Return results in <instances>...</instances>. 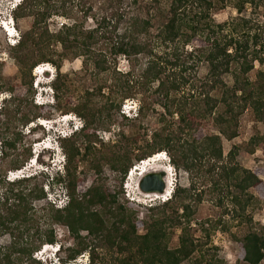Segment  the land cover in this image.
Here are the masks:
<instances>
[{
  "label": "trees",
  "instance_id": "trees-1",
  "mask_svg": "<svg viewBox=\"0 0 264 264\" xmlns=\"http://www.w3.org/2000/svg\"><path fill=\"white\" fill-rule=\"evenodd\" d=\"M262 3L264 0H167L156 45L169 50L170 57H162L141 42L149 34L148 20L132 16L120 33L119 20L112 25V18L103 17L91 30L87 25L91 8H83V17L51 32L48 21L53 16L71 19L83 0H23L14 18L31 17L33 23L10 50L20 70L22 96L32 89L31 73L40 64L50 63L60 71L66 60L81 57L86 70L95 77L106 74L111 82L107 78L94 90H86L83 99L73 101L60 76L54 80V96L58 104L64 103V114L74 113L82 121L78 132L60 139L65 153L64 174L51 178L66 190L67 203L61 208L53 203L37 207L35 202L47 198L39 184L40 176L9 182L0 170V240L8 238L7 244L0 245V264H43L35 255L44 246L58 243L55 225L66 228L73 241L64 249V262L88 252V264H98L97 249L101 248L114 254L112 264H227L212 244L213 235L222 231L230 233L238 245L237 264H264V223L257 224L250 212L264 198V169L243 167L237 161L241 147L234 145L225 154L223 146L224 140L238 137L239 121L246 112L256 122H264V71L257 73L255 81L249 77L254 63L264 62V27H254L240 16L247 5L257 8ZM228 7L236 9L239 16L218 23L215 14ZM101 41L105 49H97ZM188 45L193 47L190 52L186 51ZM36 49L41 55L31 61ZM141 54L148 60L136 76L130 63L138 62ZM122 56L129 63L126 71L117 68ZM189 60L209 66L199 86L186 76L190 70L195 72ZM228 73H232L233 86L224 80ZM187 87L190 89L185 92ZM3 89L0 86V93ZM7 89L15 93L13 88ZM99 100L101 105L96 104ZM128 100L138 101V120L157 111L159 127L135 159L127 150L103 156L95 146L102 143L98 131L111 126L113 114L119 113ZM43 108L35 106L32 114H23L21 125L43 116ZM3 125L5 122L0 121V127ZM7 129L0 128L3 159L9 160L11 169L20 170L32 159L31 150L27 149L23 157L17 155L24 136ZM138 142L139 137L134 138L132 146ZM257 150L264 152V134L260 132L247 144V152ZM162 152L176 171L187 174L189 186L177 184L168 202L150 206L139 218L133 203L124 196L123 180L135 161ZM89 162L97 178L83 190L79 164ZM104 162L117 176L113 192L105 184ZM207 196L216 201L221 216L196 222L197 207ZM234 224L246 226L245 233H231ZM177 230L178 243L173 247L170 245ZM196 232L200 233L198 238Z\"/></svg>",
  "mask_w": 264,
  "mask_h": 264
},
{
  "label": "rangeland",
  "instance_id": "rangeland-1",
  "mask_svg": "<svg viewBox=\"0 0 264 264\" xmlns=\"http://www.w3.org/2000/svg\"><path fill=\"white\" fill-rule=\"evenodd\" d=\"M22 0H0V86L4 89L0 93V121L5 122L2 128L5 130L8 128V132H21L24 136L23 141L18 143L19 150L17 155L23 157V153L27 149L31 150L32 159L28 160L26 165L22 167L24 176H40L39 184L44 186V191L47 198L42 201L35 202L37 207L45 203H53L57 207H64L67 203L66 190L57 186L52 182L53 176L56 175L57 168L63 169L65 153L60 145V141H55L53 132H62L71 134L73 124L81 128L82 121L74 114L70 113L65 115L63 112L64 103L58 104L54 96L53 82L60 76L66 86L68 98H72L73 101L83 99L86 90H94L97 86L104 82L108 78V83L111 82L110 76L102 74L99 77H95L93 73L85 69L83 63L84 58H76L73 60H66L60 71H56L55 67L50 63H43L38 66V69H33L31 73L32 89L25 91L26 95H21V88L23 84L21 82L20 70L15 59L10 55L11 46L18 44V41L23 32H27L31 29L33 18L24 17L19 20L14 18L15 5H19ZM167 0H137V4L133 3V0H83V4L79 7V10L75 8V11L71 19H66L61 16H53L48 21L49 30L51 32L57 31L63 24H72L74 19L83 17V12L80 10H86L91 8L90 16L87 19V25L91 30L95 29L96 21L106 17L112 18V25L116 24L119 20V31L122 32V26L128 22V19L132 16H138L142 20H148L151 23L149 34L142 37L141 42L148 44L150 48L154 49V52L162 57H170V51H165L164 47H157L156 35L159 27L162 24L165 16V8ZM80 11V12H79ZM239 14L233 7H228L222 12L215 14L214 19L218 23H222L232 18L238 17ZM243 18L249 19L254 27H264V3L257 8L253 5H247L243 13L240 15ZM13 27L16 32L14 37L11 38L7 35V31H12ZM7 30V31H6ZM258 30V29H255ZM118 31V32H119ZM116 36L114 35L113 38ZM52 46L51 51L54 50ZM192 46L188 45L186 51L190 52ZM97 49H105L104 42H100ZM60 51V48H57ZM43 52V51H42ZM49 54L47 51L43 52ZM41 52L35 50L32 55V60H38ZM53 54H51L52 56ZM55 58L56 56L53 55ZM126 58V57H125ZM124 56L118 58L117 68L118 70L126 71L129 69V63L125 60ZM138 62L132 61L131 69L135 70L136 76L140 74L142 68L147 64L148 56L141 54L137 57ZM189 64L195 65V72L188 71L186 76L190 79V83L195 86H199L202 81L207 77L209 66L205 62H195L189 60ZM50 67L51 73L41 74V70H46ZM259 71H264V62L256 61L254 63L253 70L249 73L251 80H256V75ZM225 82L229 86H233L232 73L225 74ZM157 86V84H154ZM13 88L14 94H11L7 88ZM190 87L185 89L188 92ZM28 90V89H26ZM24 92V93H25ZM21 93V94H20ZM140 98V95L137 96ZM12 98V99H11ZM66 102V101H65ZM97 105L102 104V100H99ZM135 104L138 105L137 100L126 101L119 113L113 114V122L109 128H101L98 132L101 136V142L95 144L96 148L104 153V155L112 156L113 154H124L125 150L131 153L133 159L136 156H140L142 150L145 149L149 135L155 131L158 126V112L150 111L147 115L138 120L135 118L134 113ZM43 105L41 110L43 116L34 120L27 126H22L20 123V117L23 114H32V110L35 106ZM60 108V110L58 109ZM157 109L159 107L157 106ZM45 116V117H44ZM131 118L126 121V118ZM44 121L45 127L40 125V122ZM41 126V127H40ZM260 132L264 134V122H256L249 112H246L241 116L239 121V135L232 141L224 140V152L227 154L234 145L240 146L241 151L237 156V161L245 168L255 170L256 168L264 169V152L257 150L251 154L247 152V144L251 137ZM57 134V133H56ZM52 136V138H51ZM139 137V142L133 145V139ZM55 141V142H54ZM1 142V140H0ZM97 149V150H98ZM38 156L37 162L32 163V160ZM101 157V156H100ZM141 161H135L133 166L128 170L127 175L123 180V192L126 199L132 202V207L139 214V218H143L148 212L150 206L163 205L162 198L148 197L137 188L138 172H135L131 178L128 179L129 172L138 166ZM158 164V165H157ZM165 164V165H164ZM171 165L173 170L174 188L178 184L183 187L189 186L188 176L183 171H176L173 165L170 163L169 157L166 156L165 160L156 163V166ZM142 166V165H140ZM141 168V167H139ZM0 170L4 173L6 180L8 181V174L10 171H15L9 167L8 159L0 158ZM79 176L83 181V190H86L96 180L92 165L89 163L79 164ZM103 177L106 178V186L109 191L113 192L116 186L117 176L113 172L110 164L104 162L103 164ZM59 174H64V171H60ZM42 176V177H41ZM119 180L122 179L120 174ZM138 177V178H137ZM264 180V176L262 177ZM19 180V179H18ZM16 180V181H18ZM119 182V181H118ZM124 185L127 188H124ZM139 187V182H138ZM254 216V221L264 223V198L257 208L250 210ZM222 211L217 207L216 201L213 198L206 197L201 205L197 207L196 222L205 220L208 218H218L221 216ZM195 220L192 221L193 227H195ZM55 230L58 236V243L54 248L48 246L45 251H40L38 255H35L37 260H40L43 264L54 263L55 257L54 250L56 247H60L61 251L56 255V258L61 260V264H88L89 253L86 252L83 255L77 257L74 261L64 262L66 254L64 249L73 245L70 234L66 228L55 225ZM246 226L237 227L236 224L231 227V233L244 234ZM180 230H177L176 235L173 237L170 246H176L178 243V235ZM200 236L199 232H196L195 238ZM8 243V238L0 240V245ZM212 244L219 249V256L223 258L227 264H237L239 248L233 241L231 234L218 231L212 237ZM99 255L98 264H112L114 254L106 252L104 249H97ZM187 264V263H184Z\"/></svg>",
  "mask_w": 264,
  "mask_h": 264
},
{
  "label": "clouds",
  "instance_id": "clouds-1",
  "mask_svg": "<svg viewBox=\"0 0 264 264\" xmlns=\"http://www.w3.org/2000/svg\"><path fill=\"white\" fill-rule=\"evenodd\" d=\"M23 1V0H22ZM21 1V2H22ZM21 2H19V5L21 4ZM17 6H18V4L17 5H15V8H17ZM7 31V30H6ZM16 32V30H15V28L13 27V29H12V31H7V35L9 36V37H11V38H13L15 35H14V33ZM20 40V39H19ZM19 42V41H18ZM49 67V66H48ZM38 69V67H36V70ZM45 73H51L52 74V72H51V70H50V67L49 68H47L46 70H41V74H45ZM135 110H134V113L136 114V116L138 115V112H139V103H138V105L137 104H135ZM136 116H135V118H136ZM44 121H41L40 122V125H42L43 127H45V125H44V123H43ZM81 128H79L77 125H76V123H74L73 124V127H72V130H71V134H67V133H62V132H53V136L55 137V141H60V139H64V138H69L70 136H72L74 133H76V132H78L79 130H80ZM57 133V134H56ZM51 138H52V136H51ZM54 141V142H55ZM161 155H162V157H164V158H166V156H168L165 152H162L161 153ZM3 156H4V153H3V147H2V143L0 142V158L2 159L3 158ZM155 156V155H154ZM153 156V157H154ZM37 159H38V156H36L33 160H32V163L33 164H35L36 162H37ZM151 159V157L150 158H148V159H146V160H143V161H141L140 162V164H138V166H140L141 164H142V162H148V160H150ZM64 160H65V158H64ZM64 164H65V161H64ZM138 166H135V167H138ZM64 171V165H63V169H59V167L57 168V171H56V174H58L60 171ZM131 170H133V169H131ZM34 176V175H33ZM33 176H24V177H22V178H20L19 180H22V179H25V178H30V177H33ZM142 178V177H141ZM140 178V179H141ZM128 179H129V176H128ZM140 179H139V181H140ZM16 180H18V179H16ZM16 180H12V181H10V180H8L9 182H16ZM124 188H127L125 185H124ZM173 191H174V188H173ZM173 191H172V193H170L169 194V196H165L164 198H162V202L163 203H166V202H168L170 199H171V197H172V195H173ZM48 246V245H47ZM50 247H52V248H54L55 246L54 245H50ZM47 247L46 246H44L43 247V251H45V249H46ZM41 250V251H42ZM60 251H61V248L58 246V247H56V249L54 250V253H55V257H54V263H50V264H61V260H60V258L59 259H57L56 258V255L58 254V253H60ZM39 253V252H38ZM38 253L36 254V255H38ZM75 264H78V263H75Z\"/></svg>",
  "mask_w": 264,
  "mask_h": 264
},
{
  "label": "bare ground",
  "instance_id": "bare-ground-1",
  "mask_svg": "<svg viewBox=\"0 0 264 264\" xmlns=\"http://www.w3.org/2000/svg\"><path fill=\"white\" fill-rule=\"evenodd\" d=\"M165 160L164 157H162L161 153L156 154L154 157L152 156L148 162L145 163V166L139 168H136V171L138 172L137 177L138 182L141 177H143L146 173L148 172H153V171H164L166 174L165 177V184H166V191L163 194H144L145 196L148 197H155V198H164L165 196H169L170 193H172L173 188H174V180H173V170L171 165H166V166H156V163ZM158 165V164H157ZM165 165V164H164ZM138 182L137 183V188L140 191L138 187ZM50 246V245H49ZM48 247V246H46Z\"/></svg>",
  "mask_w": 264,
  "mask_h": 264
},
{
  "label": "water",
  "instance_id": "water-1",
  "mask_svg": "<svg viewBox=\"0 0 264 264\" xmlns=\"http://www.w3.org/2000/svg\"><path fill=\"white\" fill-rule=\"evenodd\" d=\"M164 171L146 173L139 181V189L144 194H163L166 191Z\"/></svg>",
  "mask_w": 264,
  "mask_h": 264
},
{
  "label": "built area",
  "instance_id": "built-area-1",
  "mask_svg": "<svg viewBox=\"0 0 264 264\" xmlns=\"http://www.w3.org/2000/svg\"><path fill=\"white\" fill-rule=\"evenodd\" d=\"M125 58V57H124ZM125 60H126V58H125ZM142 166H138V167H143V166H145V162H142V164H141ZM136 168L137 167H134V169L133 170H130V172H129V178H131V176L135 173V172H137L136 171ZM22 177H24V173H23V170H15V171H10L9 172V174H8V180H10V181H12V180H16V179H20V178H22Z\"/></svg>",
  "mask_w": 264,
  "mask_h": 264
}]
</instances>
